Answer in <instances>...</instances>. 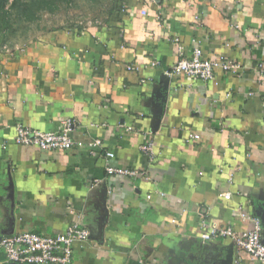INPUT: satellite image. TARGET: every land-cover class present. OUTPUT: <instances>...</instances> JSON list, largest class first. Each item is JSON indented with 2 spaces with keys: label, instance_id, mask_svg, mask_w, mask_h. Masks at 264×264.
<instances>
[{
  "label": "crops",
  "instance_id": "0c3cea01",
  "mask_svg": "<svg viewBox=\"0 0 264 264\" xmlns=\"http://www.w3.org/2000/svg\"><path fill=\"white\" fill-rule=\"evenodd\" d=\"M195 47L241 69H217L210 80L166 73ZM259 64L264 0H115L102 25L62 26L0 49V234L77 223L90 237L74 243L71 264H226L229 256L261 264L229 237L201 236L213 225L251 227L245 210L261 221L264 242ZM68 117L81 145L13 141L18 123L57 131ZM0 264L22 263L0 251Z\"/></svg>",
  "mask_w": 264,
  "mask_h": 264
},
{
  "label": "built area",
  "instance_id": "2783aa9c",
  "mask_svg": "<svg viewBox=\"0 0 264 264\" xmlns=\"http://www.w3.org/2000/svg\"><path fill=\"white\" fill-rule=\"evenodd\" d=\"M221 69L225 72H236L241 64L232 59L218 57L205 58L202 49L195 47L190 57L181 56L179 60L166 71L167 74H185L191 78L210 80L214 78L215 71ZM262 77H264V64H259ZM145 82V80H143ZM76 121L68 117L63 120L61 128L57 131H41L23 123L15 125L16 134L13 141L20 145L37 146L43 150H65L82 143L71 136ZM96 140L92 147L98 146ZM142 149L153 160L152 145H143ZM110 174H121L129 177H143L150 179L146 171L137 168L109 167ZM223 197L231 198V192L222 193ZM241 218L252 223L245 230L238 231L231 226H208L202 233L204 239L229 237L236 247L245 250L251 256L264 264V242L262 240L261 221L255 215L245 210L241 211ZM206 227V226H205ZM90 237V231L77 223L67 230L55 234H41L30 231H21L14 234H0V251L4 252L10 261L22 264H71L73 260L74 243L85 241Z\"/></svg>",
  "mask_w": 264,
  "mask_h": 264
},
{
  "label": "rangeland",
  "instance_id": "374dc122",
  "mask_svg": "<svg viewBox=\"0 0 264 264\" xmlns=\"http://www.w3.org/2000/svg\"><path fill=\"white\" fill-rule=\"evenodd\" d=\"M52 5L40 9L41 0H8V12L0 19V49L13 48L35 35L62 26L89 27L109 20L115 0H48Z\"/></svg>",
  "mask_w": 264,
  "mask_h": 264
},
{
  "label": "trees",
  "instance_id": "16d2710c",
  "mask_svg": "<svg viewBox=\"0 0 264 264\" xmlns=\"http://www.w3.org/2000/svg\"><path fill=\"white\" fill-rule=\"evenodd\" d=\"M41 2L42 3L40 6V9L45 8V7H49V6H47L48 4L52 5L51 2L48 0H41ZM7 3H8V0H0V16L1 17L3 16V13H6L9 11V9L7 8V5H8ZM52 7H54V6L52 5ZM4 20H5V18L0 19V23H3Z\"/></svg>",
  "mask_w": 264,
  "mask_h": 264
},
{
  "label": "water",
  "instance_id": "95a60500",
  "mask_svg": "<svg viewBox=\"0 0 264 264\" xmlns=\"http://www.w3.org/2000/svg\"><path fill=\"white\" fill-rule=\"evenodd\" d=\"M231 260H232V256H229L228 258H227V260H226V264H229L230 262H231Z\"/></svg>",
  "mask_w": 264,
  "mask_h": 264
}]
</instances>
